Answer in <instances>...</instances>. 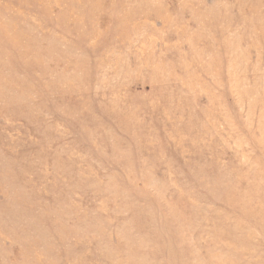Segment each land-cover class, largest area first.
Returning a JSON list of instances; mask_svg holds the SVG:
<instances>
[{
    "label": "rangeland",
    "instance_id": "rangeland-1",
    "mask_svg": "<svg viewBox=\"0 0 264 264\" xmlns=\"http://www.w3.org/2000/svg\"><path fill=\"white\" fill-rule=\"evenodd\" d=\"M0 264H264V0H0Z\"/></svg>",
    "mask_w": 264,
    "mask_h": 264
}]
</instances>
